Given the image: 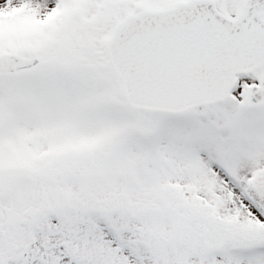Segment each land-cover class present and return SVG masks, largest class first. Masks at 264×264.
I'll return each mask as SVG.
<instances>
[{"label": "snow or ice", "instance_id": "snow-or-ice-1", "mask_svg": "<svg viewBox=\"0 0 264 264\" xmlns=\"http://www.w3.org/2000/svg\"><path fill=\"white\" fill-rule=\"evenodd\" d=\"M0 264H264V0H0Z\"/></svg>", "mask_w": 264, "mask_h": 264}]
</instances>
